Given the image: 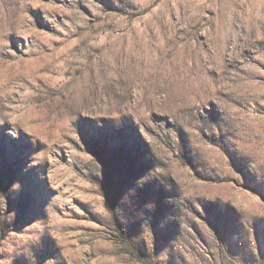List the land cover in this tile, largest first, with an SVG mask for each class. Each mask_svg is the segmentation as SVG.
Wrapping results in <instances>:
<instances>
[{"label": "rangeland", "instance_id": "obj_1", "mask_svg": "<svg viewBox=\"0 0 264 264\" xmlns=\"http://www.w3.org/2000/svg\"><path fill=\"white\" fill-rule=\"evenodd\" d=\"M0 264H264V0H0Z\"/></svg>", "mask_w": 264, "mask_h": 264}]
</instances>
